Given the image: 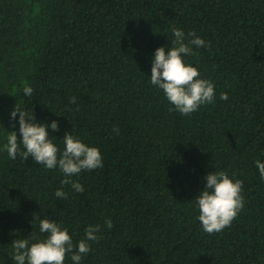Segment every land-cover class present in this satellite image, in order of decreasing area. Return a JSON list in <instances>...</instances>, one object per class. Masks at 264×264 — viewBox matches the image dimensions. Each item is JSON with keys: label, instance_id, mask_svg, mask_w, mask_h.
<instances>
[{"label": "trees", "instance_id": "1", "mask_svg": "<svg viewBox=\"0 0 264 264\" xmlns=\"http://www.w3.org/2000/svg\"><path fill=\"white\" fill-rule=\"evenodd\" d=\"M174 28L185 43L195 33L210 45L182 57L215 86L214 102L188 116L150 82ZM16 105L31 122L58 123L48 134L61 151L66 132L100 150L102 168L71 177L82 194L63 186L68 198L58 199L59 168L9 158V132L22 139ZM256 160L264 163V0H0V264H15L14 240L46 238L44 218L73 245L100 226L81 264H264ZM219 171L243 181L244 207L208 234L195 199Z\"/></svg>", "mask_w": 264, "mask_h": 264}, {"label": "clouds", "instance_id": "2", "mask_svg": "<svg viewBox=\"0 0 264 264\" xmlns=\"http://www.w3.org/2000/svg\"><path fill=\"white\" fill-rule=\"evenodd\" d=\"M175 40L173 47L167 52L164 47L155 51L151 67L150 82L164 93L166 99L174 110L181 115L188 116L196 112L200 106L214 102V84L210 81L200 79L196 67L186 65L183 56L192 54V47H210L205 41L196 37L195 33L189 36L195 37L189 43H185V34L178 28L173 29ZM33 89L25 87L23 94L30 97ZM221 100H227L226 93L220 94ZM73 97L70 103H75ZM171 110V109H170ZM19 114V133L22 139H17L15 131L9 132L5 145L10 159L15 160L19 155L23 160L29 157L38 165H43L48 170L59 168L65 175L61 182V188L55 192L58 199L68 198V193L63 186H71L77 193H83L84 187L71 179L80 174L83 170H96L103 167V158L97 147H90L83 143L72 133H65L63 138V150L61 151L49 138L48 128L52 131H59V125L53 121L50 125L31 122V118L17 105L10 114L11 120L15 121ZM35 119V117H34ZM15 127V125H13ZM113 131L119 132L118 128ZM23 146V151L20 149ZM256 167L259 170L261 179H264V163L256 160ZM235 175V174H233ZM206 188L195 199L199 215L198 220L203 230L208 234H214L229 227L238 213L244 207V200L241 195L243 181L229 178L223 171L212 172L205 178ZM36 217L34 216V222ZM33 222V227H34ZM108 229L113 227L111 219L105 221ZM40 233H46L44 240L32 242L35 236L29 239H16L12 242L11 259L15 264H64L66 254L71 253L72 264H81L83 256L91 251L89 241L99 242L100 237L96 233L101 231L99 225L89 226L85 229V238L73 245L72 237L67 228H61L59 223L52 222L47 218L39 220Z\"/></svg>", "mask_w": 264, "mask_h": 264}]
</instances>
